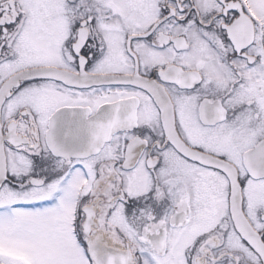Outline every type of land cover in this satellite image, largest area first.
<instances>
[{"label": "snow or ice", "instance_id": "6c2138e0", "mask_svg": "<svg viewBox=\"0 0 264 264\" xmlns=\"http://www.w3.org/2000/svg\"><path fill=\"white\" fill-rule=\"evenodd\" d=\"M0 264H264V0H0Z\"/></svg>", "mask_w": 264, "mask_h": 264}]
</instances>
